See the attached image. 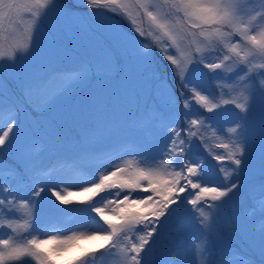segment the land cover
I'll return each instance as SVG.
<instances>
[{"label": "snow or ice", "instance_id": "snow-or-ice-1", "mask_svg": "<svg viewBox=\"0 0 264 264\" xmlns=\"http://www.w3.org/2000/svg\"><path fill=\"white\" fill-rule=\"evenodd\" d=\"M63 4L64 0H0V69L16 67L33 54L42 22ZM85 5L111 12L129 25L131 32L111 28L123 56L151 67L159 52L171 77L157 74L150 93L165 111L146 108L137 121L142 130H155L163 138L159 153L151 155L136 141L115 143L102 151L116 158L96 165L81 186V191L99 197L85 209L100 226L91 235L108 243L84 252L79 264H99L101 257L114 264H264V231L250 236L238 226L254 250L251 256H239L230 244L217 247L213 240L219 212L242 187L254 150L264 176V103H256L258 95L264 96V0H85ZM64 11L71 15L73 9L65 5ZM24 16L25 38L13 41ZM58 39L54 34L52 43ZM91 72L81 66L30 78L25 92L52 103L88 82ZM206 79L213 81L215 91L201 82ZM134 90V85H127L120 103H131ZM104 103L110 105L111 98ZM233 110H239L236 119L225 122L223 117ZM26 115L22 118L16 100L5 99L0 90V155L19 145L25 160L23 166L7 169L0 160V264H56L55 254L91 235L41 217L42 194L61 204L69 201L61 195L63 188L45 183L55 172L42 167L45 147L35 135L24 140ZM201 149L206 156L200 155ZM208 158L225 173L223 185L208 180ZM253 209L264 223V181ZM183 210L198 235L190 241L181 236L166 257L150 261L161 233ZM48 245L53 247L46 250Z\"/></svg>", "mask_w": 264, "mask_h": 264}, {"label": "rangeland", "instance_id": "rangeland-1", "mask_svg": "<svg viewBox=\"0 0 264 264\" xmlns=\"http://www.w3.org/2000/svg\"><path fill=\"white\" fill-rule=\"evenodd\" d=\"M70 3L76 6L71 15H66L64 6ZM77 6L82 7V11H78ZM85 7H87L85 0H64V4L42 22L33 54L27 60H21L16 67L6 65L0 69V90L3 91L5 99L11 96L16 100L14 96L23 94L22 91H25L30 78H43L57 71L81 66L92 69L88 82L70 89L55 102L50 103L35 94L32 97L27 95V103L40 114L34 115L27 108L22 109V118L25 113L27 114L25 118L27 134L24 140H31L33 135L38 141L41 140L39 137L44 138L47 151L42 154L41 164L45 169H53L55 172L54 177L50 181L46 179L45 183L63 188L61 195L69 201L67 205L61 204L54 196L46 194L49 201L42 199L44 203L41 201L39 205L41 217L49 220L48 214H56L61 220L54 215L58 221L54 218L53 221L69 228L80 227L84 230V235H91L100 226L90 219V214L85 209L93 199L99 197L80 189L94 173L96 165L116 158L115 153H105L102 150L120 141L139 142L151 155H157L163 148V138L155 130H142L137 121L146 108L156 107L161 112L165 111V106L156 102L154 96L150 94L154 77L159 75L165 60L156 55V62L151 67L136 60L129 61L121 54V49L114 43L111 35L113 25L131 32L126 21L120 17L109 16L102 9L87 7L90 11H85ZM23 19V25L16 26L13 41H22L25 38L24 29L28 27V18L24 16ZM54 34L59 36L55 45L52 43ZM112 65L116 66L115 70H112ZM201 82L213 91L212 80L206 79ZM129 84L134 85L135 89L131 94V103H120L127 96L125 87ZM109 98L110 105L104 103ZM19 102L22 101L18 99L17 103ZM256 103L258 107L264 103V96L258 95ZM238 114L239 110L229 111L223 120L225 122L235 120ZM78 134L79 137L76 136ZM62 135L66 137L62 139ZM72 136H76L78 140L74 142ZM51 145L57 147H49ZM3 154L7 158L0 157V160L4 162L5 168L25 164L19 145ZM66 159L74 160L75 167L72 164H65ZM208 170V180L223 185L225 173L219 172L218 166L216 169ZM227 171L226 168L225 172ZM241 179L242 187L227 200L217 217L222 219H219V222L228 237L222 236L217 229L213 240L217 247L230 244L232 250L239 256H250L254 250L247 237L240 233L238 226L242 225L250 236H256L264 231V223L261 222L259 212L253 209V204L259 196L260 183L264 181V176L260 174L257 150L250 155ZM26 190H29L27 186ZM182 220L185 222L184 228L170 234L169 239L173 246L183 234L193 235L191 231L194 228L192 223H188L189 213L186 210L181 211L173 222ZM173 222L169 225H173ZM92 237L96 235H91ZM192 238L194 237L191 236ZM82 241L84 247L81 246ZM88 241L89 239L72 241L67 250L74 249V252L76 250V256L69 258L65 254L66 251L55 254L56 264H79L84 252L97 251L101 245L108 243L103 239L90 246ZM52 247L48 245L46 249ZM87 248L89 250H86ZM171 251L172 247L170 251L163 252L164 257ZM99 264L114 262L108 257H101Z\"/></svg>", "mask_w": 264, "mask_h": 264}, {"label": "trees", "instance_id": "trees-1", "mask_svg": "<svg viewBox=\"0 0 264 264\" xmlns=\"http://www.w3.org/2000/svg\"><path fill=\"white\" fill-rule=\"evenodd\" d=\"M67 6L72 7V5H67ZM155 55L160 56L159 52H156ZM160 57L163 59L162 56H160ZM162 65H163V67H162V69H161V71L159 73V76L161 78L167 77V78L170 79L171 72H170V70L169 71H166V69L168 67L167 61H163V64ZM163 71H165V73ZM213 91H215L214 87H213ZM22 92H23V94L19 95L18 97L17 96L16 97L14 96V98H16V102L18 101V99H20V101H22V102H19L18 103V105L20 106L21 110L22 109L24 110V109L27 108L29 111H32L34 115L40 114L35 109L33 111L32 108H29L28 107L30 104L27 103V98H28L27 97V94L25 93V91H22ZM185 94L187 95V93H185ZM65 135H67V134H65ZM65 135H62V139L66 137ZM76 136L79 137V134L76 135ZM76 136H72L71 137L72 139H74V142L78 140ZM39 138H41V140H40L41 142L40 143H42L44 145V147H45V151L44 152H46L47 151V148H46V145H45V142H44V138L43 137H39ZM49 147L56 148L57 146L56 145H54V146L51 145ZM200 155L206 156V153L203 152V150L201 149L200 150ZM0 157L3 158V159H6L7 158L6 155L3 154V153H2V155H0ZM66 161L68 162L69 159H66ZM20 166H22V165L18 164L17 167H20ZM207 166H208V168H212V169L215 168L216 169L217 163L215 161L211 160V158H208ZM184 195H187V193L185 192V193L181 194V196H184ZM190 206L191 205H187L186 207L187 208H191ZM49 217H52V215L49 214ZM219 219L220 218H217V222H216L217 223V229H219V231L221 232V234H223L222 236L228 237V235L223 231V227L221 225V222H219ZM220 220H222V219H220ZM112 222L113 223H117L118 220L116 219L114 221L112 219ZM184 223H185L184 220H182V221H179V222H173V225H169L170 224L169 223L167 225L168 228L165 227V229L163 230V232L160 235L159 240H157L156 244L154 245L153 255L149 257V260L150 261H153V260L159 261L161 259V256H163V258H164L163 252L170 251V247H172V249H173L174 246L172 245V243L170 242V239H169V237L171 236L170 234H175L176 232H179L180 229L184 228ZM192 225H193V228L194 229L191 231V232H193V235H191V236L195 237L196 235H198V231H197L195 225L194 224H192ZM182 236L183 237H186L189 241L191 240V236H188V235H185V234H183ZM92 238L89 239V241H88L89 244H90V246L96 244L99 240H103L99 236H96L93 239ZM154 239H156V238L154 237ZM81 246L84 247V242L83 241L81 242ZM77 247L78 246H76V249H77ZM46 250H50V249H46ZM86 250H89V248H87ZM73 252H74V249H70V250H66V253L65 254H66L67 257L72 258V257L76 256V254H75L76 253V250H75L74 253ZM56 255H58V253ZM65 259H68V258H65ZM62 263H64V262H62Z\"/></svg>", "mask_w": 264, "mask_h": 264}]
</instances>
